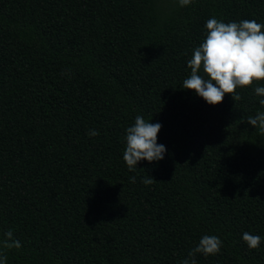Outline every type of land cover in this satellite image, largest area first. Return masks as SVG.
I'll return each instance as SVG.
<instances>
[{
  "label": "trees",
  "instance_id": "1",
  "mask_svg": "<svg viewBox=\"0 0 264 264\" xmlns=\"http://www.w3.org/2000/svg\"><path fill=\"white\" fill-rule=\"evenodd\" d=\"M212 17L264 24V0H0L7 264H180L205 234L223 245L197 264H264V135L246 119L264 80L217 105L181 87ZM138 115L167 151L130 171Z\"/></svg>",
  "mask_w": 264,
  "mask_h": 264
},
{
  "label": "clouds",
  "instance_id": "2",
  "mask_svg": "<svg viewBox=\"0 0 264 264\" xmlns=\"http://www.w3.org/2000/svg\"><path fill=\"white\" fill-rule=\"evenodd\" d=\"M192 0H179V4L187 6ZM206 37L193 50L188 67L190 76L183 80L182 88L195 90L196 94L210 105L221 103L225 94H231L235 101L240 99L236 89L238 86L253 84V81L264 80V24L256 20H241L225 23L216 17L206 21ZM203 69V74H201ZM255 94L264 97V86H256ZM264 106V99L259 100ZM247 122L264 135V111L247 116ZM162 124L146 121L142 116L135 118L133 125L126 128V148L123 159L130 171H135L138 163L146 159L150 163L164 159L167 148L158 143V133ZM89 136H97L95 129L89 130ZM132 183L136 177H130ZM153 177H145L142 183H154ZM5 239L0 241V264H7L4 249H19L22 247L18 239L13 238V232L7 231ZM242 239L250 249L259 248L261 236L244 232ZM223 241L217 235H203L197 246L191 249L188 256L180 264H197V253L205 257L219 254Z\"/></svg>",
  "mask_w": 264,
  "mask_h": 264
}]
</instances>
